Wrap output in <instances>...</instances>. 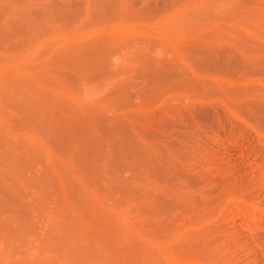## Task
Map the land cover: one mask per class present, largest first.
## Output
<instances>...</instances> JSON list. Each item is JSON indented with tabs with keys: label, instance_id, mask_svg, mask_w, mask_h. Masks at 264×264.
<instances>
[{
	"label": "rangeland",
	"instance_id": "obj_1",
	"mask_svg": "<svg viewBox=\"0 0 264 264\" xmlns=\"http://www.w3.org/2000/svg\"><path fill=\"white\" fill-rule=\"evenodd\" d=\"M0 264H264V0H0Z\"/></svg>",
	"mask_w": 264,
	"mask_h": 264
},
{
	"label": "bare ground",
	"instance_id": "obj_2",
	"mask_svg": "<svg viewBox=\"0 0 264 264\" xmlns=\"http://www.w3.org/2000/svg\"><path fill=\"white\" fill-rule=\"evenodd\" d=\"M251 172V171H250ZM253 173V172H252ZM253 175V174H252ZM58 242H61V239L58 240ZM58 244H61V243H58Z\"/></svg>",
	"mask_w": 264,
	"mask_h": 264
}]
</instances>
